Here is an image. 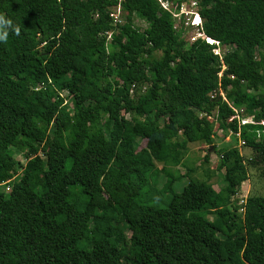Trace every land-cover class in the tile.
<instances>
[{
	"label": "trees",
	"instance_id": "obj_1",
	"mask_svg": "<svg viewBox=\"0 0 264 264\" xmlns=\"http://www.w3.org/2000/svg\"><path fill=\"white\" fill-rule=\"evenodd\" d=\"M118 1L0 0V264H264V187L235 200L264 166V0H195L217 44L156 0H120L106 42ZM189 142L202 178L172 169Z\"/></svg>",
	"mask_w": 264,
	"mask_h": 264
},
{
	"label": "rangeland",
	"instance_id": "obj_2",
	"mask_svg": "<svg viewBox=\"0 0 264 264\" xmlns=\"http://www.w3.org/2000/svg\"><path fill=\"white\" fill-rule=\"evenodd\" d=\"M134 24L141 29L145 28V26L147 25L145 21H142L139 18H135ZM184 38H185L186 42L188 43V39L186 37V34H184ZM226 46H225V48H226V50H228L229 47L228 46L226 47ZM158 54H159L158 51L155 52L156 56H158ZM219 94L223 97L222 91ZM210 117H212V116H209V118ZM231 134L227 133V135H226V134H223V132L218 131L219 137H218V140L216 141V146L219 147L228 141H230L232 143L233 139H231V136H232ZM205 147H207V146L205 144L200 143V142H189V143H187V151L185 153L184 161H183L184 165L183 164L178 165V166L172 167V169L173 170L176 169L180 173H184L187 171L186 166H190L191 168H195L194 171L192 172L193 177L202 178V176H199V175H201L203 168L207 167V166L210 168H215V165L217 162L216 154L212 150H210L209 151V161L207 163H203L202 156L206 153ZM239 149L241 151V154L244 157V160L246 161V159L249 158L251 155V150L245 146H240ZM16 156L21 163H23V161H25L20 156H18V154ZM260 169H261V171H263L264 166H263V168H261V166L256 167V168H252V167L248 168L249 178L242 182V184L239 187L238 193L235 195V200H237V201L239 200L238 203L240 202L241 199H243L244 196L262 195L263 187H264V176H260V172H261ZM18 172H20V170H18ZM177 173L175 172L174 175H177ZM214 176L215 177L212 178L213 181H211V182L216 183V185H214V186L216 189H218V186L220 185V175H219V173H216ZM161 177H162V174L160 173L159 178H161ZM152 179L153 178L151 177L150 181H152ZM184 183L185 182L182 180L174 182V184H173L174 186L172 187V189L175 192H179L181 190L182 186L184 185ZM5 194H6V191H5ZM166 196L167 195H165L164 197H166ZM155 205L161 206L162 203L155 202ZM209 218H212V217H209Z\"/></svg>",
	"mask_w": 264,
	"mask_h": 264
},
{
	"label": "built area",
	"instance_id": "obj_3",
	"mask_svg": "<svg viewBox=\"0 0 264 264\" xmlns=\"http://www.w3.org/2000/svg\"><path fill=\"white\" fill-rule=\"evenodd\" d=\"M160 2V5L166 9L169 10L172 13L173 16V28L175 30L177 29H184V34H186V37L188 39V43H191L198 38H203L205 41L212 43L216 42L215 40L205 37L203 31H202V19L199 16V13L196 8L195 0H189L190 7L185 6V0H181L179 3V9L178 11L173 8V5L171 4V1L169 0H158ZM109 17L111 18L114 25L119 24L122 21L121 18V9L120 5L117 4L116 7L112 8L109 12ZM191 33V34H190ZM184 36V35H183ZM106 39H110V32H106ZM217 43V42H216ZM220 49V50H219ZM215 48L214 52H217L221 55V51L226 49L225 45H221L220 47ZM221 72L219 73L220 76ZM220 92V91H219ZM214 95L215 92H212ZM224 98V97H223ZM235 116L240 117V123H245L249 121H253L251 116H242L241 115V109H236ZM264 124V120L262 121ZM238 132H236V135L238 136ZM240 145H242V142H239ZM6 190H8V186L6 187ZM244 202V198L240 200V203Z\"/></svg>",
	"mask_w": 264,
	"mask_h": 264
},
{
	"label": "clouds",
	"instance_id": "obj_4",
	"mask_svg": "<svg viewBox=\"0 0 264 264\" xmlns=\"http://www.w3.org/2000/svg\"><path fill=\"white\" fill-rule=\"evenodd\" d=\"M156 1H157V3L159 4V6H160V8H161L162 10L168 11V12L171 14V17H172V27H173V16H172V13H171L169 10L164 9V8L160 5V2H159L158 0H156ZM169 1H171V0H169ZM174 2H175V1H174ZM179 3H180V2H178L177 5H176L175 3H171V4L173 5V8H175V9L177 8V9H176L177 11H178V9H179V7H178V6H179ZM117 4L120 5L122 21H121L119 24L114 25L113 22H112V20H111V18L109 17V12H110V10H111L112 8L116 7ZM185 6H186V7H190V2H189V0H185ZM107 15H108V18H109V21H110V24H111L112 28L103 31V36L105 37L106 42H108L109 40L112 39L113 34L116 33V31L118 30L119 26H120V25L123 23V21H124V12H123V9H122V7H121L120 0H119L115 5H112V6H110V7L107 9ZM199 16H200V14H199ZM200 17H201V16H200ZM135 18H138V17L134 16V20H133V25H134V26H136V25L134 24V22H135ZM139 19H141V18H139ZM201 19H202V18H201ZM141 20L144 21L143 19H141ZM136 27H138V26H136ZM145 27H146V26H145ZM138 28H139V27H138ZM10 30L13 31V32L16 33V34H19V28L16 27L15 25H13L10 19L5 18L3 15H0V42H5V41H7V39H8V34H9V31H10ZM106 32H110V39H106ZM212 43H214V42H212ZM216 44H217V43H216ZM223 45H225V44H223ZM225 46H226V45H225ZM218 47H219V45H218ZM226 47H227V46H226ZM224 50H226V49H224ZM220 72H221V71H220ZM220 72H219V73H220ZM60 94H61L62 97H64L65 94H66V92L60 91ZM66 102H67V100H66V98L64 97L63 104L66 103ZM251 117H252V116H251ZM243 198H245V196H244ZM239 203H240V202H239ZM242 203H243V202H242Z\"/></svg>",
	"mask_w": 264,
	"mask_h": 264
},
{
	"label": "bare ground",
	"instance_id": "obj_5",
	"mask_svg": "<svg viewBox=\"0 0 264 264\" xmlns=\"http://www.w3.org/2000/svg\"><path fill=\"white\" fill-rule=\"evenodd\" d=\"M98 252V251H97Z\"/></svg>",
	"mask_w": 264,
	"mask_h": 264
}]
</instances>
